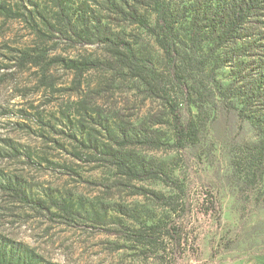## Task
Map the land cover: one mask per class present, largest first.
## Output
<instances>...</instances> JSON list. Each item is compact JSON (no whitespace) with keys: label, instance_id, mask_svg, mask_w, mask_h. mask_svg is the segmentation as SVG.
Returning <instances> with one entry per match:
<instances>
[{"label":"rangeland","instance_id":"374dc122","mask_svg":"<svg viewBox=\"0 0 264 264\" xmlns=\"http://www.w3.org/2000/svg\"><path fill=\"white\" fill-rule=\"evenodd\" d=\"M38 1L52 19L53 0ZM82 1L95 12L101 9L102 0H70L69 12L77 11ZM145 14L153 19L149 10ZM101 23L133 42L155 68L164 69L161 50L144 30ZM54 30L42 39L24 23L0 16V243L12 264L19 256H26L28 264H264V213L240 220L227 180L232 146L258 137L247 121L221 117L211 105L206 114L212 120L195 147L128 149L185 185L189 213L184 250L174 249L161 262L144 258L118 237L121 227L133 225L129 217L153 209L132 187L168 190L159 182H125L107 165L106 154L116 150L119 129L139 125L168 139V120L163 108L145 100L119 70L65 69L63 63L70 60L106 62L109 56L101 44L87 42L93 38L80 28L81 38L64 32L60 24ZM244 36L251 43L264 39V22L246 28ZM244 41L223 53L234 57L240 45L248 47ZM258 43L217 71L220 84L240 86V73L255 67L264 53ZM20 52L43 60L21 67ZM8 184L16 185L19 194L8 191ZM261 187L264 192V175ZM112 204L125 214L108 211Z\"/></svg>","mask_w":264,"mask_h":264},{"label":"trees","instance_id":"16d2710c","mask_svg":"<svg viewBox=\"0 0 264 264\" xmlns=\"http://www.w3.org/2000/svg\"><path fill=\"white\" fill-rule=\"evenodd\" d=\"M55 10L45 12L38 0H2L0 16L24 23L37 37L48 39L60 24L67 34L78 28L87 42L99 43L109 56L108 61H73L63 63L67 70H119L129 78L145 100H152L163 108L168 120L170 136L161 140L151 129L132 126L119 129L116 150L107 153V165L125 182H159L167 190L160 193L135 187V195L150 202L153 209L129 217L133 225L121 227L118 237L130 242L144 258L163 262L174 249L183 251L188 239L186 231L189 200L185 185L170 173L128 152L132 146L147 149L185 150L195 147L201 139L209 119L206 111L247 121L255 130L257 141L232 146V171L227 180L233 187V208L240 220L264 213V53L255 67H246L240 74L241 84L235 89L220 84L217 71L231 66L234 58L246 56V49L257 42L264 49V39L249 42L243 31L264 22V0H102L100 11L91 9L86 1L69 12L70 0H53ZM153 15L150 20L145 12ZM106 20L112 26H135L154 39L162 52L164 69L154 67L150 57L139 51L129 39L102 26ZM54 24V25H53ZM79 36V35H78ZM79 38H81L79 36ZM249 44L239 46L237 54L223 53L240 40ZM251 40V39H250ZM85 42V41H84ZM259 51L264 52L259 49ZM43 57H30L20 52L21 67L39 64ZM191 109H194L192 114ZM5 188L19 194L16 185ZM211 212L215 202L211 201ZM58 209V207H56ZM108 211L125 214L119 205H110ZM244 224V223H243ZM256 225L252 228L254 229ZM235 243V242H234ZM234 248V247H232ZM12 256L0 243V264H12ZM26 256L17 257L14 264H28Z\"/></svg>","mask_w":264,"mask_h":264}]
</instances>
